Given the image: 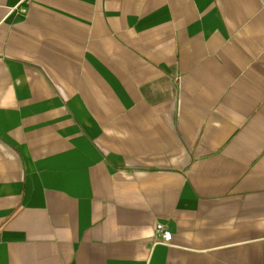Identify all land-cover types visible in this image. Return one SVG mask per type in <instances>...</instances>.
I'll return each mask as SVG.
<instances>
[{
	"label": "crops",
	"instance_id": "0c3cea01",
	"mask_svg": "<svg viewBox=\"0 0 264 264\" xmlns=\"http://www.w3.org/2000/svg\"><path fill=\"white\" fill-rule=\"evenodd\" d=\"M0 264H264V0H0Z\"/></svg>",
	"mask_w": 264,
	"mask_h": 264
},
{
	"label": "built area",
	"instance_id": "2783aa9c",
	"mask_svg": "<svg viewBox=\"0 0 264 264\" xmlns=\"http://www.w3.org/2000/svg\"><path fill=\"white\" fill-rule=\"evenodd\" d=\"M154 241L157 243L169 244L171 234L168 232L163 224L156 223L154 227Z\"/></svg>",
	"mask_w": 264,
	"mask_h": 264
}]
</instances>
